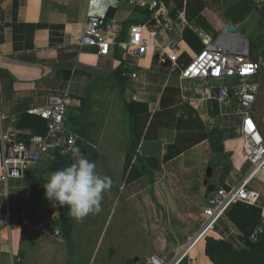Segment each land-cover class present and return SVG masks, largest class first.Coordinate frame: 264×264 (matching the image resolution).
Returning <instances> with one entry per match:
<instances>
[{
	"label": "crops",
	"instance_id": "crops-1",
	"mask_svg": "<svg viewBox=\"0 0 264 264\" xmlns=\"http://www.w3.org/2000/svg\"><path fill=\"white\" fill-rule=\"evenodd\" d=\"M237 1L222 0V11ZM160 3L167 18L143 31L149 50L137 57L115 45L106 56L78 45L89 13L106 17L114 7L122 37L131 24H144L147 10L126 0H0V134L31 132L17 127L21 114L44 105L53 92L66 93L67 128L78 135L83 156L94 155L98 174L112 179L100 213L80 221L68 214L71 247L54 234L59 206L46 198L43 187L49 174L60 169L52 168L59 159L31 166L20 177L0 178V264H148L152 254L175 262L201 231L203 208L215 190L207 192L205 181L230 188L247 171L236 106L220 110L213 87L181 79L177 72L200 50H191L183 37L179 52L166 49L185 25L203 44L204 35L213 36L188 22L183 9L176 22ZM256 4L235 24L247 31L237 27L246 37L260 19L264 0ZM158 45L164 46L163 55ZM155 51L172 65L161 66ZM259 59L256 80L264 94V62ZM64 69L71 70L69 79H63ZM129 102L136 112L132 117L127 116ZM253 117L264 137V105L256 117L253 109ZM248 187L258 194V203L250 206L264 209V171ZM228 210L189 247V264H213L203 250L204 236L245 248Z\"/></svg>",
	"mask_w": 264,
	"mask_h": 264
},
{
	"label": "built area",
	"instance_id": "built-area-1",
	"mask_svg": "<svg viewBox=\"0 0 264 264\" xmlns=\"http://www.w3.org/2000/svg\"><path fill=\"white\" fill-rule=\"evenodd\" d=\"M131 4L150 12L144 24H131L128 35L122 37V25L115 19L89 13L83 26L79 40V48H92L97 55H109L112 46H118L125 52L142 57L149 50V42L143 31L150 26L151 20L160 23L159 17L167 18V11L159 0H126ZM204 47L186 65L179 66L181 79L199 80L207 83L216 91L213 95L220 110L236 106L233 110L239 114L241 121L238 131L241 140V153L248 162L240 182L227 188L218 186L207 197L202 211L203 222L201 231L194 237L182 255L171 263L165 262L157 255L148 257V264H177L186 254L189 247L223 216L226 210L236 202L249 205L258 203V194L248 187L253 176L264 171V137L253 117L256 95L260 89L257 75L261 60L249 58V43L243 44L235 38L220 33L216 38L203 36ZM182 35H174L166 46L173 52L182 48ZM163 55V47L157 46ZM165 59V57H161ZM135 78L136 72L131 73ZM70 98L66 93L53 92L44 105L28 109V113L37 115L46 121L45 134L24 133L18 129L1 131V180L20 177L31 166L44 161H55L71 155V149L77 147L79 137L65 124V114ZM60 208V205H58ZM260 222L250 234L255 241L264 232V209L261 210ZM54 234L60 236L55 228ZM189 264V262H188Z\"/></svg>",
	"mask_w": 264,
	"mask_h": 264
},
{
	"label": "trees",
	"instance_id": "trees-1",
	"mask_svg": "<svg viewBox=\"0 0 264 264\" xmlns=\"http://www.w3.org/2000/svg\"><path fill=\"white\" fill-rule=\"evenodd\" d=\"M163 1L172 19L176 22L178 19V10L183 9L185 18L188 22H194L195 25L202 28L205 32L210 33L213 38H216L223 30L228 22L238 24L245 20L251 12L257 8L256 0H238L235 4L229 6L224 11H215L205 6L202 0H159ZM171 1L175 6H171ZM150 12L147 10V18ZM264 15H260V19L251 33H247L249 42V58L256 61L259 58L264 62ZM242 33H245L242 32ZM187 46L198 52L204 47V44L199 35L192 31L188 25H185L182 31ZM117 72L121 75L124 71L120 68ZM134 104L127 103V116L136 115ZM18 128H29L31 134H45L47 131L46 121L34 114L24 112L21 114L17 123ZM78 147V144H77ZM81 151V150H80ZM83 152V151H81ZM57 163L53 164L52 168H64L72 162V156L58 158ZM90 161L94 159V155H87ZM244 175V174H243ZM229 209L230 216L235 224L240 228L243 235L241 239L244 242L245 248L235 249L230 242L225 239H217L211 236H204L202 241L204 252L213 262V264H264V232L253 241L250 239V234L253 228L260 220L261 209L259 207L250 206L244 202H236ZM227 209V210H228ZM226 210V211H227ZM228 210V211H229ZM68 207L60 206L55 224L60 229L63 238L67 239L72 247L71 242V226L68 222ZM132 260L125 264H130ZM177 264H188V259L184 256Z\"/></svg>",
	"mask_w": 264,
	"mask_h": 264
},
{
	"label": "clouds",
	"instance_id": "clouds-1",
	"mask_svg": "<svg viewBox=\"0 0 264 264\" xmlns=\"http://www.w3.org/2000/svg\"><path fill=\"white\" fill-rule=\"evenodd\" d=\"M73 162L51 172L43 184L45 196L60 206L68 207V214L77 221L102 210L104 194L110 190L112 179L96 171V163L81 153L78 147L71 149Z\"/></svg>",
	"mask_w": 264,
	"mask_h": 264
},
{
	"label": "water",
	"instance_id": "water-1",
	"mask_svg": "<svg viewBox=\"0 0 264 264\" xmlns=\"http://www.w3.org/2000/svg\"><path fill=\"white\" fill-rule=\"evenodd\" d=\"M114 13H115V8L114 7H109L108 10H107V13H106V18L112 19L113 16H114ZM261 15H264V7H263ZM159 18L163 19L162 17H159ZM154 22H155V20L152 19L151 23H154ZM221 33L223 35H226L228 37H232V38H235V39L240 38L242 40L243 44H247L248 45V43H249L247 37L244 34H242L237 29L235 24L232 23V22H228L224 26V28H223ZM154 60L160 62L161 66H163V67H170L172 65V62L168 58L162 59L160 57V54H159L158 51H155V53H154ZM177 72H179V69H177ZM62 73H63V79H69L70 74H71V70L64 69ZM211 171H212L211 168L207 169V176L211 175ZM205 184L207 185V192H211V191H213L215 189V185L213 183H207V181H205Z\"/></svg>",
	"mask_w": 264,
	"mask_h": 264
},
{
	"label": "rangeland",
	"instance_id": "rangeland-1",
	"mask_svg": "<svg viewBox=\"0 0 264 264\" xmlns=\"http://www.w3.org/2000/svg\"><path fill=\"white\" fill-rule=\"evenodd\" d=\"M202 1L209 9H212L215 11H222V4H221L222 0H202ZM237 27L241 32H244V31L247 32L240 25H237ZM262 71L264 72V68L262 69ZM263 103H264V94L260 87L259 92L256 95L255 106L253 108L255 117H256L258 110L261 109L262 106L264 105ZM263 124H264V120H263Z\"/></svg>",
	"mask_w": 264,
	"mask_h": 264
},
{
	"label": "bare ground",
	"instance_id": "bare-ground-1",
	"mask_svg": "<svg viewBox=\"0 0 264 264\" xmlns=\"http://www.w3.org/2000/svg\"><path fill=\"white\" fill-rule=\"evenodd\" d=\"M238 38V37H237ZM239 41V43H242V40L240 38L237 39Z\"/></svg>",
	"mask_w": 264,
	"mask_h": 264
}]
</instances>
